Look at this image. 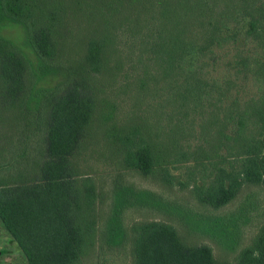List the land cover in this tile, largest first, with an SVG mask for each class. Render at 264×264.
<instances>
[{"label":"trees","instance_id":"16d2710c","mask_svg":"<svg viewBox=\"0 0 264 264\" xmlns=\"http://www.w3.org/2000/svg\"><path fill=\"white\" fill-rule=\"evenodd\" d=\"M8 26L23 39L7 37ZM75 37L82 55L73 67L63 52ZM231 41L243 47L218 55ZM220 61L231 73L222 84L213 76ZM120 77L148 107L125 125L109 121L114 106L105 95ZM234 78L256 93L242 100L238 84L231 96ZM0 106L27 128L12 158L0 153V221L20 264H76L95 245L97 182L81 174L76 156L100 110L124 168L221 209L247 186L264 187V0H0ZM137 207L180 215L223 247L239 242L232 217L189 213L147 189L116 186L107 232L130 240L132 264H264V225L233 260H220L169 221L125 226Z\"/></svg>","mask_w":264,"mask_h":264},{"label":"rangeland","instance_id":"374dc122","mask_svg":"<svg viewBox=\"0 0 264 264\" xmlns=\"http://www.w3.org/2000/svg\"><path fill=\"white\" fill-rule=\"evenodd\" d=\"M3 33L17 41H21L24 36L21 28L17 26H8L3 29ZM238 46L243 47L241 41L237 43L231 41L226 45V48H217V54L224 58H231ZM230 47L232 48L230 54L224 56L225 50ZM250 47L258 48L254 42H252ZM243 49L246 50V48ZM81 55L80 42L76 40V37L72 38L63 52L64 63L75 67ZM224 66L225 63L220 61L219 65H215L217 70H213L215 80L221 84V78L231 74ZM207 70H209V67H207ZM120 78L105 85L107 86L105 95L114 106L113 119L109 121L125 125L136 116H144L148 107L145 102H139L138 104L135 102V88L130 86L126 91L123 86L126 84V80L123 77ZM234 81L236 85L234 89L231 88L230 90L231 96L236 94V89H238L236 86L238 84L243 86L240 88L241 92L239 95L242 100L256 93V88L251 83L241 82V80L235 78ZM54 82L52 81L50 84ZM208 83L211 89L212 87L214 88L212 81ZM12 112L4 110L0 106V153L1 155L6 154L7 158H12V148L21 144L17 133L27 129L25 122H19V119ZM100 117L101 110L89 129L82 150L76 156V164L81 174L94 178L99 192L96 205L97 235L95 245L87 249L76 264H132L133 253L130 240L128 238L122 240L110 238L107 232V221L111 212L113 193L116 186L130 185L147 189L162 196L167 203L189 213L198 212L202 216L220 215L228 220L232 217L233 224L237 226L235 231L239 242L235 246L233 244L232 247H223L216 239L190 228L180 215L172 216L171 213L168 214L149 207L130 208L125 214V226H129L132 222L138 220L160 219L169 221L178 228L180 234L188 242L211 245L215 255L220 260H233L264 225V187L247 186L238 198L227 206L216 210L211 208H209L210 210L204 209L197 204L189 189L181 190L177 187H170L151 176L146 177L124 168L119 163L111 142L106 139L105 127L101 124ZM33 147L32 145L28 147V156L34 154ZM21 154L24 155L25 153ZM12 171V169L9 170L10 173ZM178 217L180 218L177 219ZM234 225H231L233 232ZM7 237H9L8 233L0 221V240ZM19 257L21 258L20 253L14 250V254L9 259L16 262Z\"/></svg>","mask_w":264,"mask_h":264},{"label":"flooded vegetation","instance_id":"af4514ba","mask_svg":"<svg viewBox=\"0 0 264 264\" xmlns=\"http://www.w3.org/2000/svg\"><path fill=\"white\" fill-rule=\"evenodd\" d=\"M14 250H17V248L11 237L0 240V264H20V257L16 262L9 259L14 254Z\"/></svg>","mask_w":264,"mask_h":264}]
</instances>
